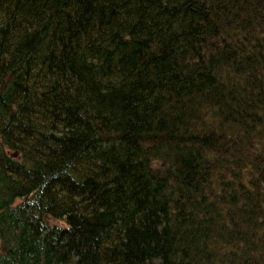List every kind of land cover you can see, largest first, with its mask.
Returning a JSON list of instances; mask_svg holds the SVG:
<instances>
[{
  "label": "trees",
  "instance_id": "1",
  "mask_svg": "<svg viewBox=\"0 0 264 264\" xmlns=\"http://www.w3.org/2000/svg\"><path fill=\"white\" fill-rule=\"evenodd\" d=\"M0 264H264V0H0Z\"/></svg>",
  "mask_w": 264,
  "mask_h": 264
}]
</instances>
